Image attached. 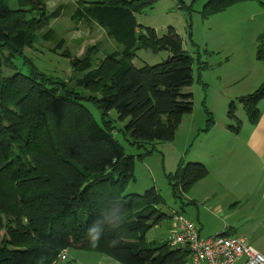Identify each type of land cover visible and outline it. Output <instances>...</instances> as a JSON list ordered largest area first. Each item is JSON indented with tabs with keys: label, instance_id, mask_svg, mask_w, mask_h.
<instances>
[{
	"label": "trees",
	"instance_id": "1",
	"mask_svg": "<svg viewBox=\"0 0 264 264\" xmlns=\"http://www.w3.org/2000/svg\"><path fill=\"white\" fill-rule=\"evenodd\" d=\"M158 1L75 0L72 20L94 22L121 47L98 67L89 57L75 59L73 69L83 74L77 90L62 89L31 63L25 71L14 65L25 49H33L31 26L45 28L68 5L47 12L45 0H0V264H55L70 248L114 264L189 262L190 250L170 248L168 238L147 242V233L165 221L169 227L173 214L163 212L154 187L126 194L135 159L118 140L136 148L172 141L193 111V95L185 91L193 82V67H207L182 49L172 31L159 39L137 23L135 15ZM251 1L256 0H208L202 17ZM44 31L43 39L51 40L54 31ZM142 49L168 50L170 56L135 68V52ZM257 58L264 61L262 37ZM10 66L14 72L5 75ZM261 100L264 82L239 99L251 124L258 122ZM111 111L122 128L113 125ZM228 114L232 117V104ZM208 173L201 163L180 162L167 176L172 194L182 199Z\"/></svg>",
	"mask_w": 264,
	"mask_h": 264
},
{
	"label": "rangeland",
	"instance_id": "2",
	"mask_svg": "<svg viewBox=\"0 0 264 264\" xmlns=\"http://www.w3.org/2000/svg\"><path fill=\"white\" fill-rule=\"evenodd\" d=\"M207 1L159 0L135 15L137 23L153 29L159 39L171 31L175 33L182 49L207 67H193V82L185 89L193 95V111L184 116L172 141L136 148L118 136L125 152L135 159L134 180L126 194H143L154 187L164 201L163 212L169 216L181 212L195 223L201 238L229 230L233 236L246 237L250 246L264 256V100L257 104L256 124H251L239 102L264 82V61L257 58L259 38L264 44V0L235 5L205 19L202 10ZM64 3L68 8L47 22V28L31 26L36 37L33 49H25L14 65L25 71L31 63L60 83L62 89L79 90L83 74L75 72L73 61L89 57L98 67L121 47L94 22L72 20L75 0H45L46 10L53 11ZM45 29L54 31L49 41L43 39ZM61 41L63 46L58 48ZM169 56L168 50L142 49L135 52L132 64L135 68L152 66ZM10 67L4 70L5 75L14 72ZM230 104L232 117L228 114ZM89 109L100 123L99 113L93 107ZM109 117L116 128H122L116 112L111 111ZM235 120L240 122L238 129ZM182 161L201 163L209 173L179 199L172 194L167 176ZM172 217L169 227L165 221L150 230L147 242L166 241ZM65 254L66 259H58L55 264H98L103 259L114 264L97 253L70 248Z\"/></svg>",
	"mask_w": 264,
	"mask_h": 264
},
{
	"label": "built area",
	"instance_id": "3",
	"mask_svg": "<svg viewBox=\"0 0 264 264\" xmlns=\"http://www.w3.org/2000/svg\"><path fill=\"white\" fill-rule=\"evenodd\" d=\"M169 231L170 248H188L187 264H264V256L254 250L244 236L218 234L201 238L198 228L184 215L174 213ZM62 260L66 254H61Z\"/></svg>",
	"mask_w": 264,
	"mask_h": 264
},
{
	"label": "crops",
	"instance_id": "4",
	"mask_svg": "<svg viewBox=\"0 0 264 264\" xmlns=\"http://www.w3.org/2000/svg\"><path fill=\"white\" fill-rule=\"evenodd\" d=\"M61 5H66L65 3L64 4H61ZM249 147H251V143H249ZM190 161H195V160H192V159H190ZM198 231H199V229H198ZM224 232H227L229 235L228 236H232L230 233H229V230H225ZM223 233V232H222ZM199 234H200V232H199ZM218 235V234H217ZM200 236H201V234H200ZM215 236V235H214ZM208 237H210V236H208ZM207 238V237H206ZM97 261V260H96ZM98 262V261H97ZM108 263V264H110L108 261H106L105 259H103V260H99V262H98V264H101V263Z\"/></svg>",
	"mask_w": 264,
	"mask_h": 264
}]
</instances>
